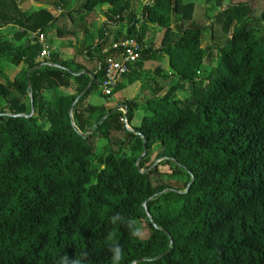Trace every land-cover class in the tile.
I'll return each instance as SVG.
<instances>
[{"label": "trees", "instance_id": "trees-1", "mask_svg": "<svg viewBox=\"0 0 264 264\" xmlns=\"http://www.w3.org/2000/svg\"><path fill=\"white\" fill-rule=\"evenodd\" d=\"M96 7L105 21L86 45ZM82 19L90 28L80 30ZM118 21L122 37L109 35ZM8 25L18 30L15 41L0 36V59L22 66L13 79L0 70V264L81 251L87 264H110L109 235L122 264H264V0H149L138 11L129 0H77L57 17L0 0V29ZM157 27L161 48L145 47ZM49 31L74 38L70 59L53 51ZM132 37L138 57L112 93L164 53L169 68H156L150 98L88 103L106 60L122 53L111 45ZM116 212L125 222H109ZM128 219L143 225L142 239L129 237Z\"/></svg>", "mask_w": 264, "mask_h": 264}, {"label": "rangeland", "instance_id": "rangeland-1", "mask_svg": "<svg viewBox=\"0 0 264 264\" xmlns=\"http://www.w3.org/2000/svg\"><path fill=\"white\" fill-rule=\"evenodd\" d=\"M21 9L27 11V12H32L38 7H46L47 9L50 10L53 16H59L62 12L70 10L74 8L77 4V0H63V2H60L59 0H17ZM131 2V5L135 11H138L140 9V5L144 4L146 0H129ZM198 2H203L204 0H196ZM227 1V0H226ZM212 4V3H210ZM209 8V16L213 17L215 13L219 11V8L215 7L214 5H211L208 7ZM94 12L96 14V19L92 20L95 21L93 29L91 30L93 32L94 40H91L89 35L87 34H82L80 30L83 26L86 28H90L91 24L90 22L88 23L86 19H82V23L80 25V30H79V35L84 39V42L86 45H93L96 43L98 40L101 31L100 27L102 23L105 21V17L103 16V13L101 12V9L96 7L94 9ZM71 21V20H69ZM211 23V22H210ZM72 24L69 23L67 26V29L71 26ZM109 27V26H108ZM110 31L109 35L111 34L112 31L118 30L120 33V37H122V34L125 31V21H118L116 23H113L110 25ZM15 31L14 27L7 28L5 29L2 33H0L1 37H4L7 40L15 41L13 37V32ZM47 34V38L50 41L51 48L53 51H58L60 54V57L62 59H70L72 55L74 54V38H66L64 36L57 37L54 33H50V31ZM231 32L228 34L230 35ZM163 35V30L160 28H155V29H148L143 38V43L145 47L151 46L154 49H160L161 44L160 41L162 39ZM211 33L209 30H206L203 33V36L201 38V45L204 47L206 45H209L211 43ZM22 64H19L17 66L8 64L4 62L2 59H0V70L9 75L10 78H14L18 71L20 70ZM157 67L162 68L163 70H168V59L167 57L163 54H156L154 58L151 60L145 61L142 63V68L137 70L130 78H126L125 84L121 85L120 87H117L114 93H112L109 96L108 99H104L103 96L100 93V89H94L91 99L87 101L90 104H96V105H104L105 107H108L110 105L114 106L118 102H122L125 99H137L138 101H143L146 98H150L151 96V89L153 86H150L151 84V77L154 75L155 70ZM0 80L3 81L1 78ZM152 85V84H151ZM139 89L142 90V92L139 93ZM69 90L67 89H62L58 91V94H62L63 92H68ZM55 92H52V94H48L49 99L54 98ZM179 97H182L183 94L179 92L177 94ZM95 99V100H94ZM2 105V101L0 100V106ZM120 110L123 112L124 109L120 108ZM142 112L139 110L135 114V124H139L140 118H141ZM105 138H99L97 140V153H99L105 146Z\"/></svg>", "mask_w": 264, "mask_h": 264}, {"label": "built area", "instance_id": "built-area-1", "mask_svg": "<svg viewBox=\"0 0 264 264\" xmlns=\"http://www.w3.org/2000/svg\"><path fill=\"white\" fill-rule=\"evenodd\" d=\"M149 1V0H146ZM37 41L41 44L40 57L49 59L50 49L46 43L44 34L38 33ZM112 48H122L118 57H110L106 60L103 77L100 82V90L103 95H109L116 88L118 81L128 71V65L136 61L139 44L136 38H127L111 45ZM125 112V111H123Z\"/></svg>", "mask_w": 264, "mask_h": 264}, {"label": "clouds", "instance_id": "clouds-1", "mask_svg": "<svg viewBox=\"0 0 264 264\" xmlns=\"http://www.w3.org/2000/svg\"><path fill=\"white\" fill-rule=\"evenodd\" d=\"M109 222L113 225L117 223H122L124 217L120 212L114 213L109 217ZM126 227L128 229V235L130 238L135 240H140L143 238L144 230L143 225L139 224L137 221L128 219L126 221ZM109 241H111L107 251L109 253L110 264H122L124 258V252L120 244L112 239V236H108ZM88 253L86 251H81L79 255H74L73 258H69L66 253H62L55 260V264H87Z\"/></svg>", "mask_w": 264, "mask_h": 264}, {"label": "crops", "instance_id": "crops-1", "mask_svg": "<svg viewBox=\"0 0 264 264\" xmlns=\"http://www.w3.org/2000/svg\"><path fill=\"white\" fill-rule=\"evenodd\" d=\"M11 27H14V28H15V31L18 30L17 26L8 25V26H5V27H3L2 29H0V33H2L5 29H7V28H11ZM15 31H14V32H15ZM14 32H13V33H14ZM13 33H12V34H13ZM47 37H48V36H47ZM2 39H5V38L2 37ZM90 39H91V38H90ZM91 40H93V39H91ZM125 79H126V78H125ZM125 79L122 80V83H123V84H125V82H126ZM89 99L93 100V99L91 98V96L87 99V101H89ZM94 100H95V99H94ZM93 105H96V104H93Z\"/></svg>", "mask_w": 264, "mask_h": 264}, {"label": "water", "instance_id": "water-1", "mask_svg": "<svg viewBox=\"0 0 264 264\" xmlns=\"http://www.w3.org/2000/svg\"><path fill=\"white\" fill-rule=\"evenodd\" d=\"M32 69H30L29 71H28V73H27V78H28V74H29V72L31 71ZM88 75L90 76V78L92 79L93 78V76L90 74V73H88ZM90 84H91V82L87 85V87L78 95V97H77V99L83 94V92H85L86 90H87V88L90 86ZM76 99V100H77ZM120 107H116L114 110H117V109H119ZM33 113V108H31V113L29 114V115H31ZM20 115H22V114H20ZM170 242H172L171 241V239H170Z\"/></svg>", "mask_w": 264, "mask_h": 264}]
</instances>
